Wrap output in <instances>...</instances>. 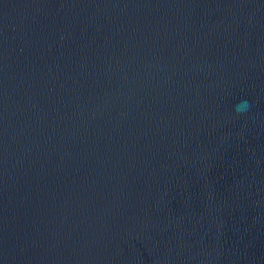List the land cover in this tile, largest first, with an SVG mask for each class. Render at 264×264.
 <instances>
[{"label":"water","instance_id":"obj_1","mask_svg":"<svg viewBox=\"0 0 264 264\" xmlns=\"http://www.w3.org/2000/svg\"><path fill=\"white\" fill-rule=\"evenodd\" d=\"M0 264H264V0H0Z\"/></svg>","mask_w":264,"mask_h":264},{"label":"clouds","instance_id":"obj_2","mask_svg":"<svg viewBox=\"0 0 264 264\" xmlns=\"http://www.w3.org/2000/svg\"><path fill=\"white\" fill-rule=\"evenodd\" d=\"M250 108V103L247 100L241 101L235 106V111L237 113H242Z\"/></svg>","mask_w":264,"mask_h":264}]
</instances>
